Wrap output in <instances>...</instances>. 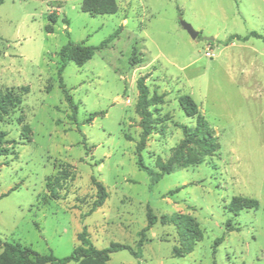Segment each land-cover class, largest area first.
<instances>
[{
  "label": "rangeland",
  "instance_id": "1",
  "mask_svg": "<svg viewBox=\"0 0 264 264\" xmlns=\"http://www.w3.org/2000/svg\"><path fill=\"white\" fill-rule=\"evenodd\" d=\"M82 2L0 6V90L23 97L0 123L10 149L0 156V240L64 258L87 227L98 249L136 248L149 206L158 217H192L202 241L175 258L178 231L158 223L147 232L141 258L122 250L109 264H264V40L227 44L233 35L264 36V0H117L118 13L99 16L83 12ZM182 21L199 32L197 39ZM117 30L83 67L70 62L63 72L79 106L75 123L60 87L59 53L70 42L99 46ZM142 77L150 97L162 98L150 107L145 163L158 172V160L166 162L183 140L182 126H195L180 106L184 95L215 130L217 156L157 182L139 168ZM60 174V198L51 199L47 180ZM93 179L105 185L108 199L82 219L97 194ZM234 197L257 199L259 209L235 215Z\"/></svg>",
  "mask_w": 264,
  "mask_h": 264
},
{
  "label": "trees",
  "instance_id": "2",
  "mask_svg": "<svg viewBox=\"0 0 264 264\" xmlns=\"http://www.w3.org/2000/svg\"><path fill=\"white\" fill-rule=\"evenodd\" d=\"M5 0H0V6ZM81 9L83 12L93 16L99 15H114L118 13L119 6L117 0H83ZM68 23L67 20H65ZM49 33L51 31H48ZM120 30H117L108 39L103 41L99 46H89L85 43L75 44L70 42L64 46L60 53L61 66L59 67L60 87L64 92L65 100L68 103L71 111L72 118L75 123L77 122V115L79 106L75 102L74 97L70 94V90L66 87L62 75L70 62L75 63L79 67H83L95 55L96 51L103 50L108 47L119 35ZM251 37L261 38L264 36L252 32L248 36L242 37L240 35L231 36L227 44H230L235 39L247 41ZM134 63L137 61L134 59ZM137 88L139 91L138 110L142 116V134L139 143L137 144V164L140 169L146 171L153 177L154 181H159L164 175L171 174L178 167H189L200 165L204 162L206 157H213L219 154L221 149L218 137L215 130L211 127L205 116L200 112V109L194 99L189 95L181 96L179 103L185 114L196 120L194 127L182 126L184 138L180 144L174 149L171 157L166 161L158 160V172L149 167L142 156V152L146 148V143L149 136L152 134L154 128L153 112L150 107L162 101L161 97L154 95L150 97V91L146 84V78L142 77L138 80ZM24 94L29 93V87H23ZM23 103L21 94L15 93L13 90L3 93L0 90V123ZM94 115H91L85 123H92ZM28 131L29 127L25 126L24 131ZM6 133H0V156L9 155L10 149L4 145L7 143L5 137ZM62 174L51 177L47 180V189L49 198L59 199V185L62 179ZM93 183L97 188V194L91 210L88 213L82 214V219L94 213L98 208L102 207L108 199V192L105 185L93 179ZM259 201L254 198L234 197L229 205V211L235 215H239L245 210H258ZM148 224L139 233V240L136 248L126 244L112 243L108 248L98 249L93 244L87 227L79 234L78 240L80 244L76 247L74 252L64 258H59L54 254L43 255L31 247L22 246L18 243L2 242L0 240V264H109L111 254L122 250H128L134 257L141 258L143 247L147 242V232L156 224L174 226L179 235V244L174 247L173 255L175 258H184L194 252L197 243L202 241L204 233L200 228L197 221L189 216L178 215H163L158 217L154 214L151 207L148 206ZM230 227V226H229ZM222 240V239H221ZM221 240H218L220 243Z\"/></svg>",
  "mask_w": 264,
  "mask_h": 264
},
{
  "label": "water",
  "instance_id": "3",
  "mask_svg": "<svg viewBox=\"0 0 264 264\" xmlns=\"http://www.w3.org/2000/svg\"><path fill=\"white\" fill-rule=\"evenodd\" d=\"M182 25L189 32V34L191 35V37L193 39H197L198 38L199 32L196 31L191 24H189V23H187L185 21H182ZM209 41H211V40H209Z\"/></svg>",
  "mask_w": 264,
  "mask_h": 264
}]
</instances>
